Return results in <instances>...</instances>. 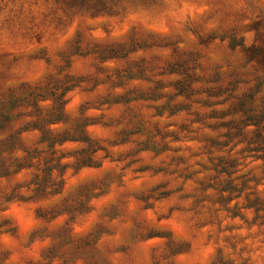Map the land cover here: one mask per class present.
<instances>
[{"label":"rangeland","instance_id":"rangeland-1","mask_svg":"<svg viewBox=\"0 0 264 264\" xmlns=\"http://www.w3.org/2000/svg\"><path fill=\"white\" fill-rule=\"evenodd\" d=\"M0 20L7 127H28L14 151L0 143V264H212L218 254V264H264V224L249 203L264 201L262 161L241 142L240 171L217 173V147L203 139L224 140L225 128L211 129L198 103L167 109L183 99L169 73L177 50L196 74L223 71L252 88L259 77L252 103L264 112V0H0ZM36 97L44 119L63 102L64 123L44 136L88 141L40 144ZM33 149L45 152L26 160ZM46 164L56 178L42 190ZM224 180L240 195L220 191Z\"/></svg>","mask_w":264,"mask_h":264},{"label":"trees","instance_id":"trees-1","mask_svg":"<svg viewBox=\"0 0 264 264\" xmlns=\"http://www.w3.org/2000/svg\"><path fill=\"white\" fill-rule=\"evenodd\" d=\"M33 19V18H32ZM1 22V20H0ZM35 32V29H32L31 31L25 32V34H33ZM46 32V30L42 31V33ZM24 36V35H23ZM77 36V34H76ZM73 44L77 45L79 42L77 38L72 39ZM175 55L173 59L175 66V70H169V73H175L178 75V77L174 80L172 84V88L174 90V95L177 97H182L183 99L178 101L177 103L173 104L172 107H169L170 114L181 111L184 109H187L189 106H186V102L189 101L191 103H198L202 107H208L209 113H211V116H208L207 118L214 119L212 123L209 124L211 129L223 127L225 128L224 133L222 134L225 139L224 140H215L216 142H212L210 139L204 138L205 141L204 146L207 147H217V155L214 157V160H216L213 163L214 169H217L216 172L219 174H225L227 176L233 175L234 173H237L240 171L241 168H239L240 163L237 162V159L232 156L233 152L232 150L236 145L243 142L245 147L242 148V151H246L249 153L250 156L254 157L255 159H260L262 161V169L264 172V123L261 125V122L264 121V112L262 110H258L257 107H254L252 101H253V95L254 92L260 89V78H255V84L254 88H252L251 85H245L248 83V80L244 78H240L238 76H232L231 73L223 72H214L211 76H204L203 72L196 74L193 72V69L195 64H192V66L184 65L183 59L180 58V55L182 52H179L177 50L173 51ZM181 53V54H179ZM141 68V67H140ZM152 69L154 66L152 65ZM200 70V67L198 68ZM238 75L241 76L239 73ZM2 79V78H1ZM0 79V83H2ZM146 80H149L148 78H145ZM37 82V81H36ZM35 83V82H33ZM30 84H32V81H21L17 85L23 86L21 87V91L27 92L28 95H31L34 93V91L29 90ZM243 85V86H242ZM8 85L4 87V84H0V98L3 96H6V99L9 97L11 98V91L10 88H7ZM166 87V86H164ZM32 89L34 87H31ZM68 87H65L62 93L60 94L61 99H63L64 93L67 90ZM52 86L49 89V93L51 94ZM153 91H156V89L153 87ZM38 95V93H36ZM35 94V95H36ZM153 95V94H151ZM37 98V97H36ZM161 96H145L144 94H137L133 96L132 100H158ZM130 99V98H129ZM128 99V100H129ZM45 98H37V100H33L31 104L35 103L34 110L38 114L37 117H35V123L32 129H37L41 133V137L39 139L40 144L46 143L48 147H54L56 143H62L64 141H88L86 137L76 138V137H69V136H63L58 139H50L47 136H44L47 133L52 132V130L49 128L52 124L57 123H64V119L61 118V115L58 114L62 110V103H58L54 110L53 106L51 107V118L44 119L42 116V113L45 111V106H40L39 102H43ZM63 101V100H62ZM1 104L4 105V101L0 100ZM28 102L20 103L19 105H31ZM9 102L7 101L4 105L5 110V116L2 117L0 120V131L7 130V135L4 139L0 140V143L7 142L9 147H6V149H17L18 147L14 146L15 141L18 139L17 135L26 130L28 127H22L21 131L17 132L16 135L13 134V131L11 129H8L7 123L9 122L10 118L12 117V114L10 110L12 107L9 106ZM167 106V101H165L163 104L160 105L161 108ZM177 107V108H176ZM8 108V109H7ZM172 108L174 110H172ZM58 111V113L56 112ZM161 113V112H160ZM198 117L196 122L202 121L201 114L197 113ZM238 116H235V115ZM24 121V120H23ZM27 121V120H26ZM205 124H208L205 123ZM252 126L254 128L250 129L249 127ZM83 126H79V129L83 130ZM55 131H53L54 133ZM253 133V135H252ZM250 134V135H249ZM249 135V136H248ZM255 135V136H254ZM239 137L235 143H233L229 148L227 147L229 142L235 138ZM98 147H95L93 151H95ZM5 153V150L2 151ZM45 151L43 149L39 150H25V159L29 160L32 159L33 154L40 155L44 153ZM235 154V153H234ZM41 158V156H40ZM77 161V159H76ZM59 165V164H57ZM89 165V164H88ZM30 166L27 165V168ZM64 167V166H62ZM21 168H24V166H17L16 169L13 170H5L3 171L2 175H7L9 172L18 171ZM55 166H52L50 164L44 165L43 170H47L48 177L46 180L44 177L41 178L40 183L42 184V190H44L46 187L49 186L53 182V178H56L54 175L53 169ZM57 169V168H56ZM62 170V169H61ZM62 173L59 174L60 181H62L63 178H61ZM236 176V175H235ZM229 180H224L219 188L222 192H228L231 193L233 191H236V196L240 195L241 191L240 188H236L235 185L229 183ZM229 183V184H228ZM37 184V182H35ZM40 189V188H39ZM253 194V193H252ZM250 206H253L255 208L256 217H260L262 220L261 223L264 224V201L258 200L257 198L250 200ZM221 262V258L219 257V254L216 255L214 260L212 261V264H218Z\"/></svg>","mask_w":264,"mask_h":264}]
</instances>
